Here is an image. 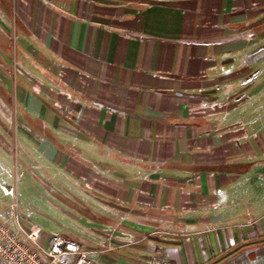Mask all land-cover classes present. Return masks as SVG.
I'll list each match as a JSON object with an SVG mask.
<instances>
[{
  "label": "crops",
  "instance_id": "1",
  "mask_svg": "<svg viewBox=\"0 0 264 264\" xmlns=\"http://www.w3.org/2000/svg\"><path fill=\"white\" fill-rule=\"evenodd\" d=\"M8 2L39 76L0 161L47 175L63 237L94 264H264V0Z\"/></svg>",
  "mask_w": 264,
  "mask_h": 264
},
{
  "label": "rangeland",
  "instance_id": "2",
  "mask_svg": "<svg viewBox=\"0 0 264 264\" xmlns=\"http://www.w3.org/2000/svg\"><path fill=\"white\" fill-rule=\"evenodd\" d=\"M18 27L19 23L11 3L8 0H0V151L2 148L9 149L5 142L8 140L6 132L15 127L20 111L13 94L18 76L26 77L27 82L31 84L33 77L39 76L33 72V59L19 57L20 45L16 37ZM1 52L5 55L1 56ZM18 68L27 73L19 74ZM12 173L7 163L0 161V196H5L4 201L0 199V215L3 221L12 229L18 228L15 216L10 213L11 205H16L19 224L23 230L30 231L33 227H40L46 233L44 240L48 236H64V233L59 232L65 229L64 226L59 224L60 220L52 214V211L55 213V210H64L62 202L57 200L62 197L57 194V188L49 184L47 175L42 176L40 192L39 187L34 185L32 169L25 172L26 179L16 177L17 170ZM67 204L73 205L72 202Z\"/></svg>",
  "mask_w": 264,
  "mask_h": 264
},
{
  "label": "built area",
  "instance_id": "3",
  "mask_svg": "<svg viewBox=\"0 0 264 264\" xmlns=\"http://www.w3.org/2000/svg\"><path fill=\"white\" fill-rule=\"evenodd\" d=\"M10 213L16 218L12 229L0 215V264H94V253L63 236H48L40 227L25 231L19 224L17 206Z\"/></svg>",
  "mask_w": 264,
  "mask_h": 264
}]
</instances>
